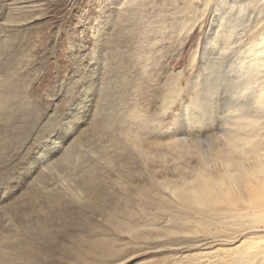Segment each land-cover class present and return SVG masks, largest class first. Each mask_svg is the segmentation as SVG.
<instances>
[{"label":"rangeland","instance_id":"374dc122","mask_svg":"<svg viewBox=\"0 0 264 264\" xmlns=\"http://www.w3.org/2000/svg\"><path fill=\"white\" fill-rule=\"evenodd\" d=\"M215 2L0 0V264H264L262 224L231 218L245 202L207 213L167 188L251 163L225 136L261 113L262 79L241 90L235 63L264 0L227 9L224 51ZM102 115L112 135L86 142ZM259 123L246 131L264 144ZM77 138L93 181L35 183Z\"/></svg>","mask_w":264,"mask_h":264},{"label":"bare ground","instance_id":"6f19581e","mask_svg":"<svg viewBox=\"0 0 264 264\" xmlns=\"http://www.w3.org/2000/svg\"><path fill=\"white\" fill-rule=\"evenodd\" d=\"M242 1H246V3H243ZM259 1L263 0H216L213 9L219 12V19L221 21L219 23L220 29L218 34V36L220 37L216 38L214 41L216 48L221 47L220 49L222 51L227 49L232 37L236 36L237 33L236 29L238 26L233 22V24H229V17H227L228 15H225L229 12L227 11V9H232L238 3V12H240L246 9V4H249L251 2H256L258 4ZM258 10L262 15V19L258 17V19L255 21V24L247 29L248 33H245V35H247V39L244 42L245 47L237 56L235 66L239 70L247 72L249 74L248 79L241 83V90L247 88L251 89V86L255 82H257L259 79H262L261 83H259L251 92L253 104H255L257 107L256 111L261 110V113L253 114L250 112H242L240 116L241 120H239L238 123L235 124L238 130L233 134L227 133L225 136V146L228 147V151L232 153H239L241 151L240 154L245 159H251V163L247 167H243L241 164L242 162L235 161L236 165H233V162L231 160L223 159L221 163L224 169L218 171L216 175H213L211 172L200 167L198 168V170H196V174L195 176L193 175L192 178H184L180 185H170L167 188L171 191V194L174 195L179 201L185 202V204L188 203L190 204V206L192 205L200 209L203 208L205 209V211H207V213H217L216 211H218L219 208H213V206H219L220 204L222 205V203H226L230 207L234 206L235 209V207L237 208L239 202H245L248 205L247 208H245V211L242 214H238L237 217L235 216L236 214L232 215L231 218H241V220H239L242 221L244 217L245 219L246 217H249L250 221H248L249 225H247V228H249L250 225L252 226V228L258 227V225L261 223V228L263 229L264 144H258L257 142L254 143L252 141V138L258 134H253L250 132V130L246 131L247 127L256 129L253 127L255 126V124H260V119H262L264 123V69H261L264 67V4L262 6V9ZM219 68L220 67L215 68L214 73H220L221 70ZM95 121H97L96 124H93L94 127L89 132L91 137H88V140H86V142L92 141V143H97L106 136L110 137L112 135L111 133H113L112 131L114 128L112 127V125L107 124L108 118L106 116L102 115ZM110 127L111 130L109 129ZM134 138L135 146L139 147L138 137L135 135ZM83 143L84 142H82V138H77L67 150H65L59 157H57V159L53 160L49 165L46 166L48 173L39 174L35 178L34 182L40 183L41 185L44 183H48L52 175L54 176V178H57L58 175L64 174L63 178H65V176L68 175L69 171H73V173L75 174V177L77 179H74V183H77V186L79 187L84 183L92 182L93 178L96 177V173H92L91 175L90 171L94 172L95 168L86 169L87 159L83 156V154H81L78 149V147H80ZM246 145H249L247 150L243 149ZM231 166H235L236 170H230ZM236 171L239 172V176L235 175ZM237 179H240V183H242L241 186L236 184L238 183ZM239 211L240 210L238 209V212ZM225 212L223 213L226 214ZM228 212H233V209H227V213ZM229 214L231 216V213ZM210 215L211 214H209V216ZM123 230H125V228H123ZM260 239L264 240V237Z\"/></svg>","mask_w":264,"mask_h":264},{"label":"snow or ice","instance_id":"6c2138e0","mask_svg":"<svg viewBox=\"0 0 264 264\" xmlns=\"http://www.w3.org/2000/svg\"><path fill=\"white\" fill-rule=\"evenodd\" d=\"M2 134H4V132H3V130L2 129H0V135H2ZM2 177H0V181H2Z\"/></svg>","mask_w":264,"mask_h":264}]
</instances>
